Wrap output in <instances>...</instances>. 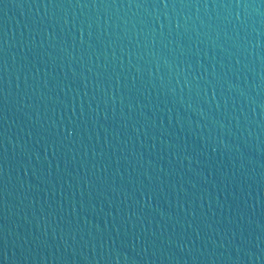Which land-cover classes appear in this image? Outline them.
I'll return each mask as SVG.
<instances>
[{"label": "water", "instance_id": "obj_1", "mask_svg": "<svg viewBox=\"0 0 264 264\" xmlns=\"http://www.w3.org/2000/svg\"><path fill=\"white\" fill-rule=\"evenodd\" d=\"M0 264H264V0H0Z\"/></svg>", "mask_w": 264, "mask_h": 264}]
</instances>
